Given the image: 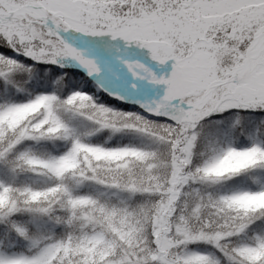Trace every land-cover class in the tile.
<instances>
[{"label":"snow or ice","instance_id":"obj_1","mask_svg":"<svg viewBox=\"0 0 264 264\" xmlns=\"http://www.w3.org/2000/svg\"><path fill=\"white\" fill-rule=\"evenodd\" d=\"M0 264H264V0H0Z\"/></svg>","mask_w":264,"mask_h":264}]
</instances>
